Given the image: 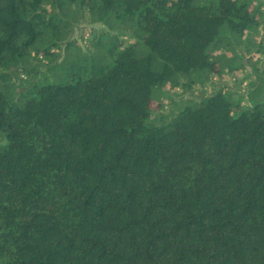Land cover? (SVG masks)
<instances>
[{"label": "trees", "instance_id": "trees-1", "mask_svg": "<svg viewBox=\"0 0 264 264\" xmlns=\"http://www.w3.org/2000/svg\"><path fill=\"white\" fill-rule=\"evenodd\" d=\"M260 28L264 0H0V264H264ZM250 33L244 93L164 111Z\"/></svg>", "mask_w": 264, "mask_h": 264}, {"label": "rangeland", "instance_id": "rangeland-1", "mask_svg": "<svg viewBox=\"0 0 264 264\" xmlns=\"http://www.w3.org/2000/svg\"><path fill=\"white\" fill-rule=\"evenodd\" d=\"M81 26H82V28H87V26H89V25L82 23ZM94 26L100 27L99 24H96ZM82 28H80V29L76 28L74 30L72 36L76 37L83 47L84 44L80 40L81 39L80 34L82 32ZM258 32L260 34H264V28H260ZM259 33L258 34L254 33V35L252 33H250L249 36H244V40L242 42H240L239 44L238 43L235 44V50H236L238 58L242 60L243 68H236V69H233L232 71H229L227 68L228 66L225 65V68H222L219 76L218 75H211L209 77V79L203 83V85L200 84L199 82H194L191 85H188V86L184 85L183 86V82H184V84L186 82H185V80H182V83H181L182 85H179L178 87H176L174 89L169 90V88L165 87V91L161 95V97L165 96V97H163L164 100H163V107H162L164 109V111L167 112L168 110H170L174 106L182 104L186 99L198 97L199 94L203 91L209 92V91L216 89V88H219V87H223L226 90H231V91L237 93V94H234L235 97L239 93H244V91L247 88V86L249 85L250 81L254 78V75L252 77L253 66H256L254 61L257 62L256 60L258 58H256V57H258V56L254 55V57H253V55H250L252 57H251V60L248 61L243 56L242 51L245 48H247L250 52L251 51L253 52L255 50L253 39L255 38L258 40V38L260 36ZM61 47H62V45L60 46V50H61ZM218 52H222V48L218 49ZM226 54L229 56L231 53L226 52ZM238 62L239 61L236 60L235 64H237ZM40 68L43 71L44 67L41 66ZM17 82L19 83L18 80H17ZM154 111L155 112L153 113V116L158 113L157 110H154Z\"/></svg>", "mask_w": 264, "mask_h": 264}]
</instances>
